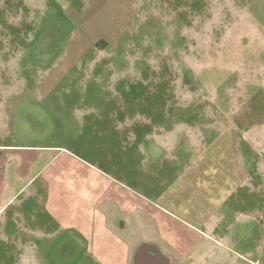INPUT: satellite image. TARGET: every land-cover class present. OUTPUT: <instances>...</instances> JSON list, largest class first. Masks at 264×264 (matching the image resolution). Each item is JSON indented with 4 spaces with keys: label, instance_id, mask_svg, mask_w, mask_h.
<instances>
[{
    "label": "rangeland",
    "instance_id": "1",
    "mask_svg": "<svg viewBox=\"0 0 264 264\" xmlns=\"http://www.w3.org/2000/svg\"><path fill=\"white\" fill-rule=\"evenodd\" d=\"M0 143V264H122L63 227L82 205L170 264H264V0H0Z\"/></svg>",
    "mask_w": 264,
    "mask_h": 264
},
{
    "label": "crops",
    "instance_id": "2",
    "mask_svg": "<svg viewBox=\"0 0 264 264\" xmlns=\"http://www.w3.org/2000/svg\"><path fill=\"white\" fill-rule=\"evenodd\" d=\"M16 146H19V145H16ZM6 147L9 150H13L12 147H15V146L12 144H9V145L4 144L3 145L2 143H0L1 149L6 148ZM17 150H18V148H17ZM12 159H13L12 156H11V158L8 159L9 164L12 162ZM8 163L6 165L7 168H8ZM227 164L228 163H226V165ZM188 165L186 168H188L190 170L192 169L194 171L196 170V175H199V173H200L199 164L197 162L194 163V161H192ZM0 166L2 167L0 171L6 170V167L3 165V162L0 164ZM231 167H232V172H233L232 177L235 178V173L236 172L240 173V172L235 167V165L231 166ZM231 167L228 168V170H231ZM34 180H35V175H31L27 179H22V184L24 183L22 190L26 187V185H28L29 183H31ZM50 197L52 198L53 204L51 206L49 205L47 207L48 208L47 211L49 213V216H51V219H53V215H55V213H52V212L54 210L53 208L55 207V204H54V195H53L52 191H51V193L49 191V198ZM155 207H157V209H158L157 214L159 217L156 216V219L158 220V222L154 223L152 230H154L155 232L158 231L157 232V233H159L158 234L159 236L157 235L158 238L166 240L165 234L167 233V231L165 230V224H167V223L165 222L166 220H164V222L161 221V218H166V217L168 218L169 217V219L173 218L179 222V220L177 219L178 216H177V214L166 212V210L163 209L159 205H157V206L155 205ZM84 208L85 207H83V205L81 208H79L78 211L77 210L68 211L67 208H64L63 213H64V211H66V212L64 213V218H63L64 222L62 223V225H63V227L67 228L68 231L75 233L74 230H76V232H78L79 234H81L83 236L84 239L82 242L83 243L87 242V243H85L87 251L89 253L92 252L93 253L92 256L94 258L99 259V260H103V259H110L113 261L118 260V261H121L122 264H124L125 261H123V259H125L126 256H128V259H130L131 264H170L171 255L168 254L166 251H164V249H163L164 247H162L159 240H150V241L143 240L142 241L140 239L137 240L136 238L133 237V235H135L136 232H137L136 235L138 237L139 231H141V227L144 225L143 222L141 223L140 221H138L137 215L134 218V220L137 219L136 222L130 219V217H129L130 214H127V215L121 214L119 216V221H117V219H116V221H117L116 223L113 221L110 224V222L108 221V217H112V216H110V214L108 216H105L104 219H102V220L100 219L98 221L94 218V216L89 217L90 213H88V210L84 209ZM160 212H162V213H160ZM138 213L143 214V215L147 213L148 215H150L151 209L144 207V208L140 209L138 211ZM51 221H53V220H51ZM136 223L138 224L137 226H136ZM112 228H114V230H116V232H115L116 237L113 236L112 234L110 235ZM187 228H188V230H185V232H184L185 237H183L178 232V229L176 228V226L173 227L174 233H173V231L168 230V233L169 234L171 233L173 236V241L169 240L168 242L165 243V246L169 247L171 245L172 246L171 248H174L175 246H177L178 243H180L181 245H183V247L188 246V248L190 250H193V245L190 243V242H192V235L190 232L192 230V228H191V226H187ZM28 230L29 229H27V228L24 229L25 232H28ZM165 231H166V233H165ZM192 231H194V230H192ZM139 236L144 237L145 233L141 234ZM171 241H172V243H171ZM181 248H182V246L178 247V249H181ZM99 253H100V255H98ZM109 255L111 257H109Z\"/></svg>",
    "mask_w": 264,
    "mask_h": 264
},
{
    "label": "flooded vegetation",
    "instance_id": "3",
    "mask_svg": "<svg viewBox=\"0 0 264 264\" xmlns=\"http://www.w3.org/2000/svg\"><path fill=\"white\" fill-rule=\"evenodd\" d=\"M0 151L3 152L2 150H0ZM1 168H2V167L0 166V170H1Z\"/></svg>",
    "mask_w": 264,
    "mask_h": 264
},
{
    "label": "trees",
    "instance_id": "4",
    "mask_svg": "<svg viewBox=\"0 0 264 264\" xmlns=\"http://www.w3.org/2000/svg\"><path fill=\"white\" fill-rule=\"evenodd\" d=\"M97 45H98V43H97Z\"/></svg>",
    "mask_w": 264,
    "mask_h": 264
}]
</instances>
